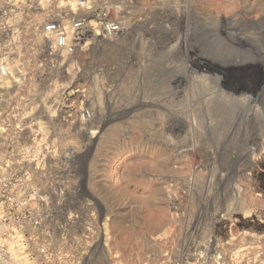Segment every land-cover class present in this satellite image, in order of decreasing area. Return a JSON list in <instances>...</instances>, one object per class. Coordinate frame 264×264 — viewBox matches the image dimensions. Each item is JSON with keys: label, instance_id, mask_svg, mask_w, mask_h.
<instances>
[{"label": "rangeland", "instance_id": "rangeland-1", "mask_svg": "<svg viewBox=\"0 0 264 264\" xmlns=\"http://www.w3.org/2000/svg\"><path fill=\"white\" fill-rule=\"evenodd\" d=\"M101 1L131 30L51 54L66 0H0V178L123 230L124 264H264V0Z\"/></svg>", "mask_w": 264, "mask_h": 264}, {"label": "built area", "instance_id": "built-area-1", "mask_svg": "<svg viewBox=\"0 0 264 264\" xmlns=\"http://www.w3.org/2000/svg\"><path fill=\"white\" fill-rule=\"evenodd\" d=\"M64 11H60L45 24L48 40L46 51L51 54L86 50L87 40L97 35L113 36L125 34L131 26L123 20L119 6L97 0H66ZM66 15H72L70 27L63 23ZM0 74H9L5 64L0 65ZM33 190L22 187L19 180L4 176L0 178V247L18 246L23 235L22 228L28 226L38 231L44 224L40 216L39 201L33 197ZM35 246L28 252L30 264H40V254L51 255L40 247V235H29ZM54 255H52L53 257ZM162 264H182L179 260H163Z\"/></svg>", "mask_w": 264, "mask_h": 264}, {"label": "crops", "instance_id": "crops-1", "mask_svg": "<svg viewBox=\"0 0 264 264\" xmlns=\"http://www.w3.org/2000/svg\"><path fill=\"white\" fill-rule=\"evenodd\" d=\"M55 225L52 219L40 228V247L51 255L40 254V264H124L123 230L109 236L94 234L92 220L86 217L62 219Z\"/></svg>", "mask_w": 264, "mask_h": 264}, {"label": "bare ground", "instance_id": "bare-ground-1", "mask_svg": "<svg viewBox=\"0 0 264 264\" xmlns=\"http://www.w3.org/2000/svg\"><path fill=\"white\" fill-rule=\"evenodd\" d=\"M123 45V44H122ZM122 48V47H121ZM117 49V48H116Z\"/></svg>", "mask_w": 264, "mask_h": 264}]
</instances>
